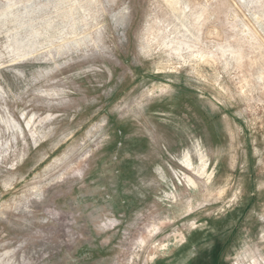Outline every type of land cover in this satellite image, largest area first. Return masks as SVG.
<instances>
[{
    "label": "rangeland",
    "instance_id": "1",
    "mask_svg": "<svg viewBox=\"0 0 264 264\" xmlns=\"http://www.w3.org/2000/svg\"><path fill=\"white\" fill-rule=\"evenodd\" d=\"M187 259L264 264V0H0V264Z\"/></svg>",
    "mask_w": 264,
    "mask_h": 264
},
{
    "label": "bare ground",
    "instance_id": "2",
    "mask_svg": "<svg viewBox=\"0 0 264 264\" xmlns=\"http://www.w3.org/2000/svg\"><path fill=\"white\" fill-rule=\"evenodd\" d=\"M184 160H183V167L186 169V170H188V171H193L194 169H193V166L194 165H192V163H191V160H190V156H189V154H187V155H185V157L183 158ZM199 159L200 160H203V157L202 156H200V154H199ZM204 169H205V165L203 166V168L202 169H200L201 170V174H200V172H199V174L202 176L204 173H203V171H204ZM199 170V169H198ZM194 172H196V169H195V171ZM198 173V172H197ZM196 173V174H197ZM198 177H199V175H198ZM186 179H187V181H188V184L189 183H191L193 186H194V182H193V180L190 178V177H186ZM195 187V186H194ZM167 246H165V247H163V249L164 248H166Z\"/></svg>",
    "mask_w": 264,
    "mask_h": 264
},
{
    "label": "crops",
    "instance_id": "3",
    "mask_svg": "<svg viewBox=\"0 0 264 264\" xmlns=\"http://www.w3.org/2000/svg\"><path fill=\"white\" fill-rule=\"evenodd\" d=\"M192 263L190 259H187L186 262L184 264H190Z\"/></svg>",
    "mask_w": 264,
    "mask_h": 264
}]
</instances>
